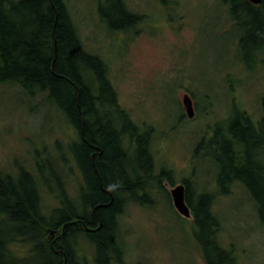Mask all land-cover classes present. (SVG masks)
I'll return each mask as SVG.
<instances>
[{
	"label": "trees",
	"instance_id": "obj_1",
	"mask_svg": "<svg viewBox=\"0 0 264 264\" xmlns=\"http://www.w3.org/2000/svg\"><path fill=\"white\" fill-rule=\"evenodd\" d=\"M161 1L167 9L169 4L177 5ZM97 2L99 19L111 34H134L146 21L145 12L131 9L128 0ZM218 2L227 13V23L243 31L233 46L239 62L236 69L242 71L243 55L256 46L264 49V0L258 5L249 0ZM4 85L21 89L29 98L48 97L57 108L58 121L72 123L74 132L71 157L63 154L62 139H55L57 159L71 171L70 178L60 179L56 174L53 185L41 177L38 171L43 173L53 165L39 160L38 152L30 154V166L21 167L23 171L16 176L8 170L0 172V264H124L128 249L122 231L125 209L130 204L156 207L160 202L153 197L156 191L171 203L164 184L177 186L175 173L159 165L150 144L151 131L148 135L136 132L135 145L125 146L120 132L124 121L130 120L137 131L140 124L121 106L108 61L85 48L66 0H0V86ZM183 118L182 114L179 121ZM262 133L264 141V127ZM204 136L193 158L202 151L204 161L209 162L204 151L210 150L211 142ZM73 163L82 173V182L74 175ZM222 165L223 172L207 173L200 181L195 174L183 177L181 184L191 209L193 238L205 263L241 264L236 242L224 235L223 218L215 204L231 196L230 179L250 178L252 205L264 225V181L260 184L251 169L235 174L224 159ZM74 188L79 190L77 196ZM86 247L92 254L84 252Z\"/></svg>",
	"mask_w": 264,
	"mask_h": 264
},
{
	"label": "rangeland",
	"instance_id": "obj_2",
	"mask_svg": "<svg viewBox=\"0 0 264 264\" xmlns=\"http://www.w3.org/2000/svg\"><path fill=\"white\" fill-rule=\"evenodd\" d=\"M175 1L177 5L169 4L167 9L161 0H128L131 9L145 12L146 21L134 34L117 35L101 23L97 0H66L85 48L108 61L109 77L121 106L134 121L153 128L154 154L161 167L174 170L178 185L183 177L195 174L200 181L211 174L208 161L198 162L193 153L214 115L213 106L201 111L208 99L195 118L186 116L179 121L183 113L179 89L190 81L196 91L200 88L199 99L206 100L204 96L212 93L214 98L222 97L227 74L238 76L244 69H236L239 62L233 47L243 31L227 23V13L218 0ZM255 79L256 75L250 78V85ZM56 109L48 97L29 98L17 87L0 86V169L16 176L23 171L21 167L30 166V154L38 152L39 160L53 165V169L38 171L41 177L56 185V174L60 179L69 176L71 171L62 168L57 159L55 139H62L63 154L71 157L74 127L70 122H59ZM209 131L206 141L211 138ZM73 166L74 175L82 182L80 169ZM164 185L169 192L174 188L167 182ZM74 189L77 196L79 190ZM235 191L215 204L223 218L224 235L236 242L241 264H264V225H260L246 192ZM154 196L160 201L154 208L130 204L125 209L122 231L128 249L124 264H206L193 238L192 219L175 214L172 197L169 203L159 191ZM86 257L91 261L90 255Z\"/></svg>",
	"mask_w": 264,
	"mask_h": 264
},
{
	"label": "flooded vegetation",
	"instance_id": "obj_3",
	"mask_svg": "<svg viewBox=\"0 0 264 264\" xmlns=\"http://www.w3.org/2000/svg\"><path fill=\"white\" fill-rule=\"evenodd\" d=\"M241 65L244 69L243 72L240 73L241 76H235L231 72L227 74L224 92L221 91V87H216V89L218 88L222 92V97L219 96L214 98V94L212 93V95L208 94L204 96L206 100H201L198 97L200 88L196 91L194 82L192 85H189V81L186 83V86H182L179 89V104H181L184 117H188L184 106V97L186 95L190 96L193 103L195 112L193 118L196 117L202 103L208 101V99H210V102H207L205 109L201 108V111L206 112L211 109V106L214 108V115L212 117L209 115L211 119L209 123L211 137L209 142L211 143L208 156L209 162H207L209 163V172L214 175L220 170L223 172L224 167L222 165V159H224L229 165L226 167H229L230 173L236 174L239 171L243 174L246 170L251 169L254 172H252L254 178L256 177L259 183L262 184L261 182L264 181V141L261 139L263 134L262 129L264 127V49L260 48V46H256L252 53H249L248 50L246 54L243 55ZM244 66H246V68H244ZM254 75L257 76V79L250 85V78ZM245 83L249 85H246L244 88L243 85H245ZM240 98L242 101L239 100ZM183 119H181V121H183ZM134 122L137 123L136 121ZM144 123L146 122L140 124L141 128L137 131L130 120L124 121L125 128L120 130V132L124 137V144L126 147L132 144L135 145L132 141V137L136 132H140L139 135H148L149 131L153 133V128L149 127L147 123ZM222 123H225V125L222 126ZM86 127L87 125L84 124L83 137L85 142H87ZM247 132H251L252 136L248 135ZM152 141L153 139L151 137L150 144ZM201 153L202 151L198 153V157L195 159L198 160V162L203 159ZM0 170L3 173L5 171L7 172V170L4 169ZM258 173L260 177H257ZM253 181H255V179H253ZM214 185L218 188V181H216ZM253 186L254 183L250 178L236 177L234 180L230 179L228 190L231 196L236 192L235 189L245 191L250 197L249 202L252 205L254 201L251 198Z\"/></svg>",
	"mask_w": 264,
	"mask_h": 264
},
{
	"label": "water",
	"instance_id": "obj_4",
	"mask_svg": "<svg viewBox=\"0 0 264 264\" xmlns=\"http://www.w3.org/2000/svg\"><path fill=\"white\" fill-rule=\"evenodd\" d=\"M252 4L258 5L262 2V0H249ZM184 106L187 111V115L189 118H193L195 116L194 107L190 96L186 95L184 97ZM171 197L173 201V206L179 215L185 218H192L191 209L186 202V188L183 184H179L175 186L171 190Z\"/></svg>",
	"mask_w": 264,
	"mask_h": 264
},
{
	"label": "bare ground",
	"instance_id": "obj_5",
	"mask_svg": "<svg viewBox=\"0 0 264 264\" xmlns=\"http://www.w3.org/2000/svg\"><path fill=\"white\" fill-rule=\"evenodd\" d=\"M83 131H84V129H83ZM82 134H83V132H82ZM204 154L207 156V155H209V151L207 150V152H205L204 151ZM204 163H206L207 161H203Z\"/></svg>",
	"mask_w": 264,
	"mask_h": 264
}]
</instances>
